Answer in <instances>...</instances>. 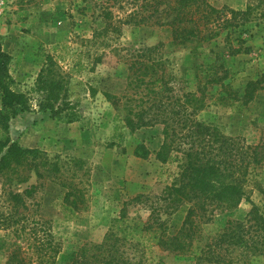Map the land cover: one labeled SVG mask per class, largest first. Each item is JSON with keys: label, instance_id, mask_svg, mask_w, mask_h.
I'll return each mask as SVG.
<instances>
[{"label": "rangeland", "instance_id": "obj_1", "mask_svg": "<svg viewBox=\"0 0 264 264\" xmlns=\"http://www.w3.org/2000/svg\"><path fill=\"white\" fill-rule=\"evenodd\" d=\"M206 1L217 9L226 6L235 10L244 9L249 2ZM141 3L125 0L121 7L111 8L113 19L106 21L101 0H0V50L11 56L8 82L12 89L25 92L31 103L29 111L11 120L10 138L46 155L47 161L58 167L57 174L79 183L86 198L85 206L71 214L63 204L65 189L50 179L52 173L45 172L37 179L26 170L28 180L18 185L0 177V206L4 189L22 191L32 184L38 186L30 201L38 204L39 216L50 220L51 231L61 243L57 264H70L74 252L85 242H99L123 208L128 218L146 219L149 211L128 201L137 194H159L177 176V162L162 163L155 158L163 141L161 126L130 131L114 119L115 111L106 98L107 93L124 92L126 59L132 51L162 43L160 53L181 80L180 86L195 90L199 85L207 93V105L197 114L199 120L227 135L240 136L248 144L264 141V90L247 104L240 99L246 83L264 73V17L223 30L199 47L193 57L191 46L170 43L168 27L121 20ZM251 5L257 6L258 13L264 12V0H253ZM241 44L249 47L247 53L229 55L230 47ZM221 64L228 74L217 82L223 75ZM40 73L42 77L63 79L68 108L54 115L38 109L42 98L36 90ZM223 97L226 104L220 102ZM138 145L150 151L147 159L135 155ZM246 192L248 198L236 208L214 212L202 223V235L215 234L229 219H244L253 204L264 215V164L249 174ZM187 208L184 205L171 214H162L168 233L180 228ZM12 239L0 229V264L7 252L1 243ZM146 256L154 263L192 264L190 257L157 247L148 249Z\"/></svg>", "mask_w": 264, "mask_h": 264}, {"label": "trees", "instance_id": "obj_2", "mask_svg": "<svg viewBox=\"0 0 264 264\" xmlns=\"http://www.w3.org/2000/svg\"><path fill=\"white\" fill-rule=\"evenodd\" d=\"M101 1L103 18L111 21V8L121 7L125 0ZM141 1L139 9L135 8L121 20L134 25L152 22L168 27L170 43L191 46L193 57L197 56L199 47L211 42L223 30L239 28L259 16L264 17V12L258 13L257 6L251 5L253 0L242 10L226 6L217 9L206 0ZM162 46L157 43L129 53L124 92L107 93L106 98L115 111L114 119L130 131L161 126L163 141L155 158L162 163L177 162V176L159 194H137L128 201L127 204L146 208L149 211L146 219L128 218L123 208L102 239L78 247L70 264H162L146 256L152 247L190 257L192 264H264V215L256 205H252L244 219L227 220L211 236H203L200 228L214 212L230 211L248 198V176L264 164V141L248 144L240 136L227 135L199 120L197 114L207 105V93L199 85L195 90L180 86L181 80L160 53ZM248 50L249 47L241 44L230 47L229 55ZM10 60L11 56L0 50V177L18 185L28 180L26 170L32 171L37 179L43 178L45 172L52 173L48 175L50 179L65 189L64 207L76 214L86 204L84 189L79 183L57 174L56 164L51 165L39 150L24 148L10 138L11 120L31 108L28 95L9 85ZM219 67L223 75L217 82H222L228 71L222 64ZM41 73L36 89L42 93L38 109L54 115L68 108L63 79L42 77ZM261 90H264V73L246 83L240 99L247 104ZM220 102L227 103L225 97ZM134 153L141 159L150 155L142 145ZM37 188L32 184L22 191L3 190L0 229L13 236L11 241L1 243L7 249L3 264H57L61 243L51 231L50 220L39 216L38 204L30 201ZM184 205L188 208L180 228L173 234L168 233L167 219L162 214H171Z\"/></svg>", "mask_w": 264, "mask_h": 264}]
</instances>
